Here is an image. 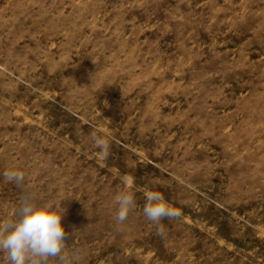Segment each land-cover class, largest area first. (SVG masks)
<instances>
[{
	"label": "rangeland",
	"instance_id": "1",
	"mask_svg": "<svg viewBox=\"0 0 264 264\" xmlns=\"http://www.w3.org/2000/svg\"><path fill=\"white\" fill-rule=\"evenodd\" d=\"M25 189L75 264H264V0H0V220Z\"/></svg>",
	"mask_w": 264,
	"mask_h": 264
},
{
	"label": "clouds",
	"instance_id": "2",
	"mask_svg": "<svg viewBox=\"0 0 264 264\" xmlns=\"http://www.w3.org/2000/svg\"><path fill=\"white\" fill-rule=\"evenodd\" d=\"M91 139L100 149L99 155L106 158L110 151L107 134L98 130ZM3 176L6 181L24 188L26 177L22 170H5ZM126 183L131 182L126 180ZM144 194L143 215L158 226V234L163 236L160 222L165 218H178L179 210L159 191L145 190ZM114 201L117 205L115 219L122 224L136 207L134 195L131 191H121ZM64 212L65 209L59 211L52 202L38 203L36 194L25 189L13 215L0 220V253L6 264H75L77 254L70 253L65 243L67 234L61 222Z\"/></svg>",
	"mask_w": 264,
	"mask_h": 264
}]
</instances>
